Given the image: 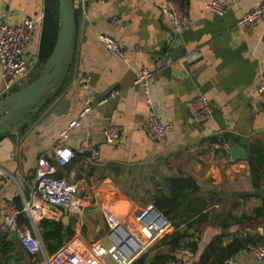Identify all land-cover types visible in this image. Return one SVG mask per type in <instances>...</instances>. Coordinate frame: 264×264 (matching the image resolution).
Wrapping results in <instances>:
<instances>
[{
	"label": "crops",
	"instance_id": "0c3cea01",
	"mask_svg": "<svg viewBox=\"0 0 264 264\" xmlns=\"http://www.w3.org/2000/svg\"><path fill=\"white\" fill-rule=\"evenodd\" d=\"M44 1L0 0V21L36 20L44 12ZM181 1L191 19L181 35L174 33L162 12L163 0H89L84 13L77 9L76 46L62 88L38 111L0 129V237L5 236L3 203L13 200L21 206L32 198L30 179L38 156H50L58 146L75 150L88 134L100 156L92 161L76 154L57 171L77 185L84 203L81 213L67 214L70 238L86 246L104 242V205L119 209L114 210L119 217L138 229L136 214L152 204L157 190L165 189L167 178L183 175L195 179L197 195L209 203L208 220L190 231L198 249L188 264L198 260L215 236L223 234L228 243L234 236L263 233L264 219L245 218L261 205L260 195L241 193L255 191V182L264 190V163L252 171L247 159L230 157L233 144L241 139L248 154L254 144L264 150V92L258 89L264 74V15L253 26L237 24L260 0H222L223 14L206 7L211 0ZM38 29L28 48L32 54H39L40 24ZM100 35L113 37L122 57L106 48ZM142 65L153 71L149 89L159 118L172 124L161 141L151 140L143 129L147 108L142 87L134 84ZM83 75L88 76L86 88ZM113 90L118 91L114 97L96 105ZM11 91L4 90L0 80V98ZM197 91L209 98L214 113L194 123L186 102ZM73 121L78 124L70 126ZM107 124L121 126L115 143L105 141L102 129ZM61 217L53 213L37 217L40 237L41 218ZM12 239L21 252L14 264H38V256H29ZM156 251L167 248L151 255ZM235 257L245 264H264L248 248Z\"/></svg>",
	"mask_w": 264,
	"mask_h": 264
},
{
	"label": "built area",
	"instance_id": "2783aa9c",
	"mask_svg": "<svg viewBox=\"0 0 264 264\" xmlns=\"http://www.w3.org/2000/svg\"><path fill=\"white\" fill-rule=\"evenodd\" d=\"M89 0H74L76 10L84 13ZM106 2L108 0H98ZM206 7L217 13L223 14L225 5L222 0H211ZM162 12L170 20L172 30L181 35L191 26V19L181 0H163ZM264 15V0L258 1L253 8L242 14L237 24L239 26H253L257 24ZM44 12L37 18L23 19L17 24L0 21V80L4 90L21 88L25 82L32 79L39 67L38 53L32 54L28 51L33 38L37 36L38 25L42 26ZM100 41L114 55L122 57L120 46L110 36L100 35ZM153 80V71L146 65L140 66L134 75V84L142 87L144 103L147 115L143 123L146 135L153 141H161L166 132L172 127L170 122H162L159 118L155 105L150 95L149 84ZM82 86H88V76L83 75ZM258 89L264 92V74L259 78ZM118 93L113 90L110 94L100 98L97 106H101ZM187 109L192 122L199 123L214 113V107L209 98L201 91L186 102ZM87 106L83 112L88 110ZM73 121L70 126L77 125ZM105 141L115 143L121 135V126L107 124L102 129ZM224 147L230 150V145ZM79 154L87 156L89 160H96L100 156V150L93 144L89 134L85 140L74 150L69 146H58L52 149L51 155L41 154L35 162L33 175L30 179L31 199H24L21 206L13 200L3 203L1 217L3 221V232L7 238H12L16 232V240L19 246L31 257L41 255L43 264H132L139 256L145 253L150 246L163 235L171 231L172 223L168 217L156 209L153 204L140 210L135 220L138 225L136 229L132 224L122 220L109 205L101 208V213L106 223L104 242H96L86 246L76 239L69 238L54 253L49 255L43 248V241L36 228L37 217L57 214L48 208L47 204H54L65 214H79L84 208L82 197L78 195L75 183L65 177L57 175L59 168L69 164L72 158ZM3 171L0 168V174ZM22 216L29 219L31 225L20 221ZM257 261L264 259V244L262 242L252 243L248 246ZM194 253L187 247L177 249L176 257L168 259L164 264H188ZM223 264H245L236 257H229Z\"/></svg>",
	"mask_w": 264,
	"mask_h": 264
},
{
	"label": "trees",
	"instance_id": "16d2710c",
	"mask_svg": "<svg viewBox=\"0 0 264 264\" xmlns=\"http://www.w3.org/2000/svg\"><path fill=\"white\" fill-rule=\"evenodd\" d=\"M57 0L44 1V18L39 43V68L49 56L57 36L58 13ZM77 13V10H76ZM248 163L252 171L264 163V150L258 144L251 146L248 155ZM255 182V191L243 192V197H261V205L256 207L253 214L245 216L246 219H264V190L260 191ZM199 186L191 175H183L167 178L165 189H159L152 196L153 206L168 217L172 223V229L163 235L159 241L149 250L139 256L134 264H164L168 259L176 257L177 249L187 247L197 252V242L190 240V231L199 227L208 220L209 203L205 197L197 195ZM20 206V205H19ZM23 221V218L22 220ZM41 231L44 248L51 255L70 238L73 231L71 228L63 230L61 219L54 220L41 218L38 223ZM224 235H218L211 239L194 264H223L229 257H235L240 251L248 248L252 243L264 244V223L261 235L234 236L228 243L223 242ZM167 248L166 252L152 251ZM16 241L6 236L0 237V264H10L20 254Z\"/></svg>",
	"mask_w": 264,
	"mask_h": 264
},
{
	"label": "water",
	"instance_id": "95a60500",
	"mask_svg": "<svg viewBox=\"0 0 264 264\" xmlns=\"http://www.w3.org/2000/svg\"><path fill=\"white\" fill-rule=\"evenodd\" d=\"M57 2L58 31L55 44L35 78L29 79L26 85L0 98V129L22 121L26 114L38 111L63 86L76 46L77 13L74 0H57ZM248 155L244 140L241 139L233 144L230 153L232 161L246 160ZM47 205L62 216L63 230H66L69 215L63 213L54 204ZM12 235L16 239V232ZM158 241L159 239L152 246Z\"/></svg>",
	"mask_w": 264,
	"mask_h": 264
},
{
	"label": "rangeland",
	"instance_id": "374dc122",
	"mask_svg": "<svg viewBox=\"0 0 264 264\" xmlns=\"http://www.w3.org/2000/svg\"><path fill=\"white\" fill-rule=\"evenodd\" d=\"M39 68V67H38ZM39 71H40V69L37 71V72H35L33 75H31L33 78H35L37 75H38V73H39ZM17 89H19V88H13V89H11L12 91H14V90H17ZM11 91V92H12ZM114 210H116V212L118 211H120L119 209H114ZM119 214V213H118ZM37 262H38V264H43V258H42V256L41 255H38V257H37ZM10 264H14V262L12 261Z\"/></svg>",
	"mask_w": 264,
	"mask_h": 264
}]
</instances>
